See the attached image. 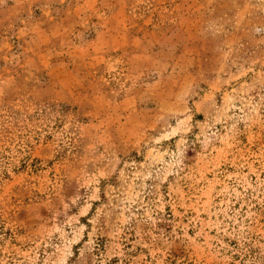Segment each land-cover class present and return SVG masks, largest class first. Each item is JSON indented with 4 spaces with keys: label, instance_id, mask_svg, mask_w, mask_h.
Masks as SVG:
<instances>
[{
    "label": "rangeland",
    "instance_id": "374dc122",
    "mask_svg": "<svg viewBox=\"0 0 264 264\" xmlns=\"http://www.w3.org/2000/svg\"><path fill=\"white\" fill-rule=\"evenodd\" d=\"M0 264H264V0H0Z\"/></svg>",
    "mask_w": 264,
    "mask_h": 264
}]
</instances>
